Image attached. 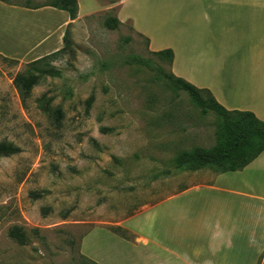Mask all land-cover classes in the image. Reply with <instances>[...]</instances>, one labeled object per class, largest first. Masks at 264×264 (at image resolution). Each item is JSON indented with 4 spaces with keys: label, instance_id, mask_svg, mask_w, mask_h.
<instances>
[{
    "label": "rangeland",
    "instance_id": "1",
    "mask_svg": "<svg viewBox=\"0 0 264 264\" xmlns=\"http://www.w3.org/2000/svg\"><path fill=\"white\" fill-rule=\"evenodd\" d=\"M4 1L39 8L53 0ZM97 1L96 12H77L65 29L66 50L46 65L0 56V142L20 149L0 159V264H83L89 259L82 240L93 229L125 236L118 223L219 174L175 170L183 151L228 147L218 120L173 89L160 73L173 74L172 64L153 55L159 51L130 21L106 26L118 0ZM46 15L39 25L62 20ZM9 26L0 9V28ZM133 58L150 68L127 64ZM19 74L38 77L24 102L13 83ZM42 96L60 111L59 127L39 109ZM13 227L22 229L25 244L9 237Z\"/></svg>",
    "mask_w": 264,
    "mask_h": 264
},
{
    "label": "crops",
    "instance_id": "2",
    "mask_svg": "<svg viewBox=\"0 0 264 264\" xmlns=\"http://www.w3.org/2000/svg\"><path fill=\"white\" fill-rule=\"evenodd\" d=\"M77 4L81 16L100 8L97 0ZM115 6L117 20L130 21L150 49L173 52L176 77L209 91L226 110L264 122V0H118ZM0 9L11 20L0 28V56L30 63L63 48L71 22L65 12L7 2ZM46 14L62 20L39 25ZM161 30L165 41L157 39ZM117 228L126 237L102 228L85 235L84 256L97 264H264V152L241 171L216 174L144 207Z\"/></svg>",
    "mask_w": 264,
    "mask_h": 264
},
{
    "label": "trees",
    "instance_id": "3",
    "mask_svg": "<svg viewBox=\"0 0 264 264\" xmlns=\"http://www.w3.org/2000/svg\"><path fill=\"white\" fill-rule=\"evenodd\" d=\"M0 2L6 3L4 0H0ZM42 7H51L65 12L70 20H73L78 12L77 0H53L51 3ZM118 23L119 21L117 18H112L105 22L108 28H113ZM65 38L66 36L64 34L62 39L64 46L61 50L32 61L28 66L33 68L40 66L41 64L46 65L49 60H52L57 55L63 53L67 47ZM153 55L170 65L172 64L174 57L171 50L159 51L153 53ZM135 63H141L145 67L150 68L146 61L137 58H133L127 62L129 65ZM160 73L165 80L171 84L175 91L183 92L189 97L201 115L205 116L212 114L217 118L218 136L228 144L226 149H222L218 145L209 150L195 148L190 151H183L179 153L174 160L175 170L196 171L204 168H212L217 170L219 174L241 171L264 152V122L257 119L253 113L228 111L215 101L209 91L197 89L192 84L174 76L173 74H165L161 71ZM37 82L38 77L35 74H19L16 76L13 83L23 102L29 96L32 87L36 85ZM92 100L93 98L90 97L86 101V109L90 107ZM37 103L39 109L45 113L50 120H52L56 127H59L61 123L60 111L49 108V100L45 99L44 96H42ZM18 153H20L18 147L8 142H0V159ZM8 235L18 244H25V234L22 229L13 227L9 230ZM83 264L97 263L85 260Z\"/></svg>",
    "mask_w": 264,
    "mask_h": 264
}]
</instances>
